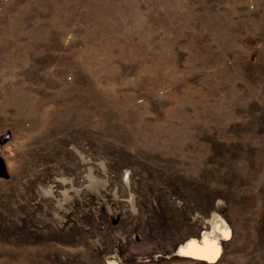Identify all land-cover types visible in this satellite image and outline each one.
<instances>
[{
  "label": "rangeland",
  "instance_id": "rangeland-1",
  "mask_svg": "<svg viewBox=\"0 0 264 264\" xmlns=\"http://www.w3.org/2000/svg\"><path fill=\"white\" fill-rule=\"evenodd\" d=\"M0 169V264H264V0H0Z\"/></svg>",
  "mask_w": 264,
  "mask_h": 264
},
{
  "label": "bare ground",
  "instance_id": "bare-ground-1",
  "mask_svg": "<svg viewBox=\"0 0 264 264\" xmlns=\"http://www.w3.org/2000/svg\"><path fill=\"white\" fill-rule=\"evenodd\" d=\"M229 231H223V236H227ZM230 235V234H229ZM221 245L218 241L205 238L202 243L193 241L180 249V253L186 257H193L202 261L213 262L219 257Z\"/></svg>",
  "mask_w": 264,
  "mask_h": 264
},
{
  "label": "water",
  "instance_id": "water-1",
  "mask_svg": "<svg viewBox=\"0 0 264 264\" xmlns=\"http://www.w3.org/2000/svg\"><path fill=\"white\" fill-rule=\"evenodd\" d=\"M0 174H2V169H0Z\"/></svg>",
  "mask_w": 264,
  "mask_h": 264
}]
</instances>
